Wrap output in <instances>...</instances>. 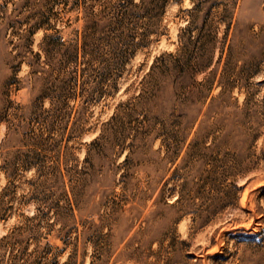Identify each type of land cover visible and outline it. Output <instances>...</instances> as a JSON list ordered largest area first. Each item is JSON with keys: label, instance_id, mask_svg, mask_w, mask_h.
<instances>
[{"label": "rangeland", "instance_id": "374dc122", "mask_svg": "<svg viewBox=\"0 0 264 264\" xmlns=\"http://www.w3.org/2000/svg\"><path fill=\"white\" fill-rule=\"evenodd\" d=\"M101 4L0 0V264H264V0Z\"/></svg>", "mask_w": 264, "mask_h": 264}, {"label": "trees", "instance_id": "16d2710c", "mask_svg": "<svg viewBox=\"0 0 264 264\" xmlns=\"http://www.w3.org/2000/svg\"><path fill=\"white\" fill-rule=\"evenodd\" d=\"M100 0H77V3L84 7L86 17L91 22H96V18L103 12V9L107 7V5L101 4L99 7L98 2ZM107 2H112L113 0H106ZM143 2H146V0H142ZM150 3L154 5V9H148L147 12L155 10V8H158L160 10H163V8L166 6L168 0H149ZM89 28V27H86Z\"/></svg>", "mask_w": 264, "mask_h": 264}]
</instances>
